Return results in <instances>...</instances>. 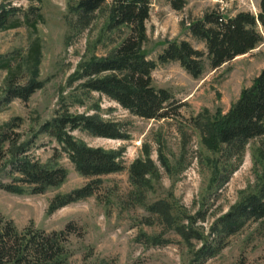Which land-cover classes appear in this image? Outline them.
Masks as SVG:
<instances>
[{
	"label": "rangeland",
	"instance_id": "obj_1",
	"mask_svg": "<svg viewBox=\"0 0 264 264\" xmlns=\"http://www.w3.org/2000/svg\"><path fill=\"white\" fill-rule=\"evenodd\" d=\"M184 1V6L175 10L169 0H151L145 22L147 41L142 47L148 59L156 61L172 41L185 40L206 52L205 44L189 32L190 24L206 12L216 10L223 16H233L239 11L253 14L259 11V0ZM73 3L74 0L38 3L0 0V6H15L22 11L31 5L37 8L40 17L35 29L19 13V26L0 30V56L10 58L13 68L20 65L17 84H24L32 75L42 82V87L27 100L14 98L5 103L6 70L0 68V126L18 118V127L12 129L10 136L15 132L21 135L20 140H31L27 152L31 158L57 163L67 170L59 186L42 193H12L0 188V215L18 229L32 224L48 233L65 230L68 264H264V217L248 221L225 238L223 247L215 255L196 263L192 249L198 248L199 242L193 240L187 244L156 215L146 211L143 204L134 203L130 193L134 189L127 174L130 163L145 156L146 146L159 170V178L146 191V201L167 198L181 212V220L194 218L193 227L204 235H208L215 219L241 195L252 192L257 174L264 168V136L246 144L241 163L225 182L214 181L218 153L203 144L195 120L204 121L217 112L226 113L241 90L252 84L264 67V37L254 49L218 68H210L206 60V68L196 78L177 61L158 63L151 73L153 84L169 90L179 109L167 118L145 119L98 92L88 94L80 89L82 80L76 74L78 63L105 55L112 44L102 34L104 10L96 14L87 28H71ZM36 43L39 54L34 68L29 51ZM96 105L97 112L106 120L119 122L129 138L110 139L79 130L71 133L93 147L122 148L126 169L99 176L101 184L92 195L49 211L54 196L68 194L95 177L82 176L54 138L37 132L64 107L72 113L91 114ZM158 148L167 158L169 170L161 166ZM258 149L262 150L261 154ZM223 165L219 162L217 168ZM5 172L0 171V181L10 182L11 177ZM220 176L224 178L226 171ZM68 225L70 229L66 230ZM157 237L161 240L158 243Z\"/></svg>",
	"mask_w": 264,
	"mask_h": 264
},
{
	"label": "trees",
	"instance_id": "obj_2",
	"mask_svg": "<svg viewBox=\"0 0 264 264\" xmlns=\"http://www.w3.org/2000/svg\"><path fill=\"white\" fill-rule=\"evenodd\" d=\"M169 2L175 10L185 4L184 0ZM150 3L151 0H74L70 6L74 16L71 28L76 30L87 28L96 14L104 10L106 16L102 34L112 44L105 55L90 57L78 63L76 74L82 80L80 89L88 94L98 92L138 117L162 119L179 109V105H174L169 90L153 84L151 73L158 63L177 61L196 78L206 68V60L210 68H218L254 49L264 37V0H259L257 14L239 11L233 16H223L212 10L191 23L190 34L205 44L206 52L185 40L172 41L157 56L156 61L151 60L142 49L147 41L145 22L149 18ZM19 13L23 21L35 29L40 17L36 7L31 5L22 11L15 6L1 5L0 30L19 26ZM38 54L39 46L36 43L29 51L34 68ZM0 68L6 70L5 103L14 98L25 101L42 87V82L34 75L24 84H17L15 80L20 65L13 68L10 58L0 56ZM98 110L96 105L95 112L91 114H76L64 107L45 121L37 132L54 138L82 176L95 177L68 194L54 196L49 203V211L92 195L101 184L99 176L126 169L122 148L93 147L71 133L79 130L110 139L129 138L127 130L119 122L104 119ZM17 120L13 118L0 126V171H6L5 174L11 177L10 182L0 181V188L12 193H42L48 188L59 186L65 180L67 170L60 164L42 163L31 158L27 154L31 140H20L21 135L15 132L10 136L12 129L18 127ZM195 125L201 132L203 144L218 153L214 181L221 179V182H225L241 163L246 144L264 136V67L252 84L241 90L226 113L217 112L204 121L195 120ZM256 151L262 152L261 149ZM143 153V158H136L127 167L128 180L134 189V192H130L131 199L134 203L143 204L146 211L156 215L164 226L173 229L187 244L198 241L200 246L192 249L194 262L202 263L215 255L223 247L226 237L236 233L248 221L264 217L262 168L257 174L253 191L241 195L225 213L217 217L208 235L200 234L193 227L194 218L181 220V212L176 211L167 198L146 201V191L152 187V181L159 178V170L146 146ZM157 157L161 166L169 170V162L160 148L157 149ZM219 162L224 164L222 168H217ZM225 171L226 176L221 178L220 174ZM67 227L66 230L70 229L69 225ZM64 235L65 230L48 233L32 224L18 229L11 220L0 215V264H68ZM156 241L158 243L161 240L157 237Z\"/></svg>",
	"mask_w": 264,
	"mask_h": 264
}]
</instances>
